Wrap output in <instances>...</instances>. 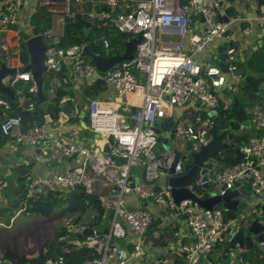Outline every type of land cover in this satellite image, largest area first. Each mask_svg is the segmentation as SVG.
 I'll return each mask as SVG.
<instances>
[{
  "label": "built area",
  "instance_id": "obj_1",
  "mask_svg": "<svg viewBox=\"0 0 264 264\" xmlns=\"http://www.w3.org/2000/svg\"><path fill=\"white\" fill-rule=\"evenodd\" d=\"M37 1L38 6L26 12L27 0H0V69L5 65L17 70V75L4 78L3 84L15 91L19 108L33 106L18 87L20 82L29 84V93L37 91V82L23 64V56L28 54L27 42L34 37L43 38L47 46L45 66L48 70L63 71L62 84L66 87L77 85L94 71L83 47L62 48L67 19L75 16L72 11L75 5L94 6L90 23L97 29L108 28L110 32L131 37L141 35L144 41L138 45L137 57L130 64L115 67L103 79L105 85L113 87L116 98L88 101L84 115L90 130L100 137L94 138L93 144L64 143L55 138L46 122L24 129L21 116H7L1 123L3 136H12L17 143L34 149L33 155L24 161L27 167L43 161L67 160L71 164L62 173L33 177L25 189L24 210L49 193L67 197L80 192L96 197L100 211H94V217L97 215L99 219L91 228L92 236L74 245L93 248L99 256L80 264H126L145 256V237L155 224V217L134 203L166 205L195 235L192 245L182 246V251L188 254V264H214L206 257L230 228L223 211L201 208L192 200L177 204L171 195L174 187L167 183V177L181 174L192 163V155L212 142L215 118L219 115V94L227 84V74L235 85L243 80L233 58L235 48L227 51L228 73L195 59V55L228 31L229 25L220 18L221 0ZM104 7L110 11H103ZM41 8L46 9L51 21L46 30L36 33L32 17ZM257 22L264 31V5L260 6ZM193 25L202 32L192 33ZM250 31L247 29L245 33ZM99 41L106 53L114 51L108 36L100 37ZM0 106L6 112L12 110L11 102L4 98H0ZM190 108L194 113L188 111ZM61 115L66 122L75 113L62 111ZM169 121L173 123L171 128L167 125ZM256 126L261 133L242 143L243 158L239 164L221 172L215 165L213 173L209 170L200 175L189 190L198 195L199 189L213 182L219 188L217 194L223 196L236 182H249L264 193V110L257 113ZM156 127L164 129L163 134L171 139H185L188 151L182 152L169 142L162 149L161 133ZM227 143L233 144L231 135ZM174 164V174H170ZM134 168L138 170L135 174ZM164 179L165 186L159 185ZM80 186L85 187L84 192L78 191ZM234 222L238 226L244 224L240 219ZM129 232L131 251L120 244ZM260 246L264 248V241ZM244 254L245 249L231 252L228 264H246ZM43 264L72 263L61 256Z\"/></svg>",
  "mask_w": 264,
  "mask_h": 264
},
{
  "label": "crops",
  "instance_id": "obj_2",
  "mask_svg": "<svg viewBox=\"0 0 264 264\" xmlns=\"http://www.w3.org/2000/svg\"><path fill=\"white\" fill-rule=\"evenodd\" d=\"M38 2L39 1L37 0H27L24 10L28 12L31 8H36L38 6ZM259 14L260 6L258 4V0H221L220 18L223 22L229 25L228 31L225 35H222L213 41L210 47L204 52L195 55V59L202 64H211L213 58L221 61L222 63H228L227 50L230 46H233L236 49L233 58L240 71L242 70L241 72L244 73L243 80L246 77H259L261 64L264 65V31L258 26L257 18ZM247 29H251L248 34L245 33ZM191 32H197L200 34L202 31L201 29H198L197 26L193 25ZM256 54L263 55L261 63L257 65L256 70L251 67L249 69L248 62L254 59ZM262 71L264 72V70ZM94 76L93 71L90 76L88 75L82 78L80 83L77 85L65 88L66 96L62 99V101H68L71 97H74L75 99L74 110H72L75 113V116H73L69 121H63L61 112L64 110H60L58 114L54 113L57 108L55 100L58 95V86L60 84L56 82V78L52 74L46 71L42 74V85H37L36 93L28 92L27 88L29 84L24 82L19 83L18 87L24 90V97L26 98V101L32 105L34 104L32 107H26L25 105V108L23 109L35 110L36 114H38L36 121L40 124L46 122L50 126L51 133H54L55 138L61 140L62 142H82L91 145L90 140L93 137L90 134L91 130L89 128L88 118L84 115V109L86 106L82 107L83 109L80 110V105L83 102V98L86 97L85 93L88 86L93 85L96 80ZM242 82L240 85H235L231 76L227 74V84L219 94L218 112L221 110H230L236 102H239L244 107L248 119L238 133L249 138L258 137L261 132L256 126V115L259 111L264 110V81L255 91H247L244 89L243 86H241ZM30 94L33 96H30ZM0 98L9 100L1 94ZM115 98L116 95L113 87L103 83L101 89L96 94L92 95L88 100H114ZM9 101L12 102L11 100ZM16 104L18 107L17 99ZM14 111L15 109L12 107L10 112H6V110L0 106V125L5 118L7 116H11V113ZM188 111L194 113L192 108ZM39 123L35 122L33 125L26 124L25 127L30 128L35 125H40ZM232 132L234 133L233 129ZM96 139H100V137H97ZM241 147L242 145H240V148ZM33 153V148L18 144L12 136H3L0 131V215L3 216L0 220L4 222L9 220L8 218L9 215H11L10 213L12 212V207H24V193L27 188V183L30 181L29 180L27 183H24L25 186H22V184L18 183V174L14 172L9 175V169L14 167V162L18 159H23V161H25L30 158ZM217 165L215 167L216 170L218 169ZM70 166L71 164L67 160L60 162L43 161L41 163L33 164L32 167L29 168L32 169L33 177H46L55 175L56 173H62L66 169L70 168ZM165 183V179L158 182L159 185L163 186H165ZM18 189L22 190L21 194H17ZM18 195H22L23 198L17 206H14L13 202L16 200ZM199 195L201 194L198 192V196ZM245 201L248 202V206L244 209L240 208L239 212L236 214L238 216L236 219L227 221L230 228L234 231L241 228L234 222L235 220L238 221V219L244 222L243 227L246 228L254 221L264 223V214L261 209V207L264 206L262 205L264 201L262 199H255L254 197L249 200L241 197V204ZM134 205L149 211L155 217V224L147 232L145 237V256L139 259H131L126 264H187L186 254L182 251V246L192 245L195 241V235L183 222V219L176 217L172 210L168 209L166 205H156L153 203H142L138 201L135 202ZM11 219H13V217H11ZM0 224L2 223L0 222ZM77 231L82 230H76V232ZM251 237L254 242L251 250L258 249L264 251V248L260 246V243L257 240V236L253 234ZM232 239V234H226L219 243L220 245L216 247L206 257V259L214 264L215 262L228 264V258L223 261H220V259L223 255H225V253L229 257L231 252H234L232 250H227V244ZM120 244L127 251H131L132 234L129 232L128 237L125 240L120 241ZM10 250L16 251L13 249ZM251 250H245L243 258L247 255V252ZM17 252L22 255L19 251ZM38 255L39 254L22 256L31 258L35 256L38 257ZM209 258L214 259L215 262L209 260ZM1 262L11 264L7 260L0 261V263ZM245 263L248 264L247 262Z\"/></svg>",
  "mask_w": 264,
  "mask_h": 264
},
{
  "label": "trees",
  "instance_id": "obj_3",
  "mask_svg": "<svg viewBox=\"0 0 264 264\" xmlns=\"http://www.w3.org/2000/svg\"><path fill=\"white\" fill-rule=\"evenodd\" d=\"M258 4L259 6L264 5V0H258ZM72 11L75 16L71 19H67L65 37L62 41V48L66 49L74 45H79L83 48H85L86 46H91L95 53L101 54L105 57H110L112 55H118L122 53L124 49L123 42L124 40H129L131 38V35L121 33L116 34L115 32L114 34L113 32H110L108 28L97 29L96 27L92 26V24L90 23V18L91 14L95 13V10L94 6L91 3H82L75 5ZM103 11L109 12L110 9L108 7H104ZM78 14L81 15V18H77ZM50 21L51 19L48 18V12L46 11V9H39L36 14H34V16L32 17V25L34 26L35 32L38 33L46 30L49 27ZM104 35L108 36V38L110 39L111 46L114 48L113 52L106 54V52L103 50L102 44L99 40L100 37ZM230 48L234 47L230 46ZM29 57V54H26L25 56H23V60L26 62ZM262 58L263 55L256 54L254 59L248 62V68L250 69L251 67L252 69L256 70L257 65L261 63ZM263 66L264 65L261 64V72L259 77H246L243 80L241 86H243L244 89H246L247 91H255L259 88L261 83L264 81V72L262 71L264 70ZM64 70L66 71V69ZM241 74L244 76V73L241 72ZM103 83V79L95 80L93 85L88 86L87 91L85 93V98H90L92 95L96 94L101 89ZM65 88L66 86L62 84L61 79L60 85L58 86V95L55 100V102L57 103V108L54 112L55 114H58L60 110H64L66 112H71L72 110H74V97H71L68 101L61 103L62 99L66 96ZM30 96L33 95L30 94ZM11 104L13 109H15V111L11 113V116H21L23 120L24 129H28L27 127H25L26 124L33 125L35 122L39 123L38 121H36L38 118V114H36L35 110H24L22 108L17 107L16 103L11 102ZM219 115L223 116L227 121L230 122L234 131V133L231 134L233 141V144L231 146L240 148V145H242L243 142L249 139V137L238 133L248 119L244 107L239 102H236L235 105L230 108V110L219 111ZM172 124L173 123L171 121L167 123L168 127L170 128L172 127ZM241 161L242 159L235 153H232L227 150L223 151L218 158L217 170L223 171L226 167L235 166ZM200 194L204 198H206L207 196L203 191L200 192ZM59 206L60 209H62L63 214L76 215V219L70 225L71 229L72 227H76L80 224L83 216L88 211H100V206L96 197L80 192L71 193L67 197H62L60 195H54L53 193H49L44 196L41 200H36L32 202L28 206L27 211L37 213L43 216H52ZM261 209L263 210L264 214V206H262ZM223 215L226 222L234 220L238 217L236 213H232L231 211H223ZM2 217L3 216L0 215V218ZM98 219L99 217H97L96 215L93 218L91 224H89L88 228L94 227ZM8 221L9 220H7L6 222ZM70 228H64L62 230V232L60 233L61 238L67 239V236L72 235L74 233L75 230L72 232ZM219 245L220 244L215 246V248ZM185 254L186 262L188 264V254ZM61 256H65L69 263L80 264L84 260L92 259L99 255L97 251L93 248L77 247L76 245H73L70 242H65V240H61L60 242L51 245L48 250L41 251L38 257H25L20 255L17 251L7 250L4 253V257L0 259V261L7 260L11 264H43L46 260L50 258L56 259ZM227 258L228 256L225 253V255H223L220 259V261L227 260ZM209 260L215 262V260L212 258H209ZM244 260L248 264H264V251L258 249L248 251L247 255L244 257Z\"/></svg>",
  "mask_w": 264,
  "mask_h": 264
},
{
  "label": "water",
  "instance_id": "obj_4",
  "mask_svg": "<svg viewBox=\"0 0 264 264\" xmlns=\"http://www.w3.org/2000/svg\"><path fill=\"white\" fill-rule=\"evenodd\" d=\"M121 12L124 13L125 9H122ZM77 18H81V15L78 14ZM202 22H204V18H202ZM143 41L144 39L141 35H136L131 37L129 40H124L123 52L121 54L112 55L110 57H105L101 54L95 53L91 46H86L83 50V53L87 57H89L93 64L95 75L94 78L96 80L104 79L115 67L130 64L137 57V47ZM27 49L30 56V64L26 67V71H30L32 73L34 80L37 82V85H42V74L45 71L52 74L56 78V82L60 84L61 77L65 76V73L63 71L48 70V68L45 66V53L47 46L43 41V38L38 36L30 39L27 42ZM211 62V64L220 67L224 73H228L227 63H222L221 61H218L214 58ZM16 75V69H9L5 65H3L0 69V94L11 100L13 103H16V93L13 89L3 84V79L8 76L15 77ZM156 123L160 124V120H157ZM232 133L233 132L230 122L227 121L224 117L217 115V117L215 118L214 137L212 142L207 147L203 148L199 153H195L192 155V163L186 165L181 174L177 176L167 177V183L174 187L171 190V195L173 196L177 204H179L183 200H192L201 208L207 210L220 209L222 211H232L237 214L240 208L244 209L248 206L247 201L241 204V197L247 200L254 197L255 199H262L264 201V193L259 190L258 186L253 187L249 182H236L234 187L228 190L223 196L217 194L219 188L216 187L213 182L208 183L202 189L198 190L199 193L202 191L205 192V194L207 195L206 198H203L201 195L198 196L188 188L194 182L189 179V175L193 171L199 172L200 175H205L209 170L212 171L214 169V166L218 164L219 155L223 151H230L232 153H235L241 159L243 158V154L241 153L240 149L231 147L230 144L227 143V139ZM93 142L94 139L92 138L90 140V143L93 144ZM179 156L180 155L177 152V159L179 158ZM174 168L175 164L171 168L169 172L170 174H174ZM14 172L19 176V184L27 183L33 177L32 169L24 164L23 159H18L16 162H14V167L12 169H9V175ZM78 191L84 192L85 187H78ZM21 193L22 190L18 189L17 194ZM22 198V195H18L16 200L13 202V205L17 206ZM262 205H264V202ZM240 227V229L235 231L229 228L227 234H232L233 239L227 244L228 251L232 250L237 253L238 248L251 250L254 245L253 239L251 237V235L253 234L257 236V240L259 243H262L264 241L263 222L254 221L247 228L243 227V225ZM92 232L93 230L91 228L85 229L83 231H77L72 235H69L68 239L73 238L75 241L82 242L86 238L91 237ZM95 248H97V246ZM0 264L9 263L1 262Z\"/></svg>",
  "mask_w": 264,
  "mask_h": 264
},
{
  "label": "rangeland",
  "instance_id": "obj_5",
  "mask_svg": "<svg viewBox=\"0 0 264 264\" xmlns=\"http://www.w3.org/2000/svg\"><path fill=\"white\" fill-rule=\"evenodd\" d=\"M85 0H75V2H83ZM103 0H99L102 2ZM123 52V51H122ZM107 54V53H106ZM30 63V57L27 61L23 62L24 65L28 66ZM89 98H83V102L80 105L82 107L88 105ZM86 109V107H85ZM84 109V110H85ZM191 123V122H190ZM160 130L161 136L159 139V146L165 149L168 142L171 146H177L182 152H186L189 149V143L183 138L171 139L169 135H164L162 129ZM91 136L97 138L98 135L91 131ZM138 170L133 169L132 173L135 174ZM200 176L199 172L193 171L189 175L191 181L197 180ZM193 185V184H192ZM25 186V184H22ZM12 212L9 215V221L4 222L0 220V259L4 257V253L7 250L13 249L19 251L22 255L30 256L37 255L41 251H46L51 245L65 240L73 245L76 244L75 240L71 238L63 239L60 233L64 228H70V225L76 219V215L63 214L60 206L55 210L52 216H43L37 213L28 212L24 210L23 206L12 207ZM13 217V219H11ZM94 211H88L82 218L80 224L76 227H72L71 231L84 230L88 228L89 224L93 221ZM11 219V222H10ZM5 226V227H4Z\"/></svg>",
  "mask_w": 264,
  "mask_h": 264
},
{
  "label": "clouds",
  "instance_id": "obj_6",
  "mask_svg": "<svg viewBox=\"0 0 264 264\" xmlns=\"http://www.w3.org/2000/svg\"><path fill=\"white\" fill-rule=\"evenodd\" d=\"M94 139V138H93ZM88 229V228H87ZM83 231V230H82Z\"/></svg>",
  "mask_w": 264,
  "mask_h": 264
}]
</instances>
